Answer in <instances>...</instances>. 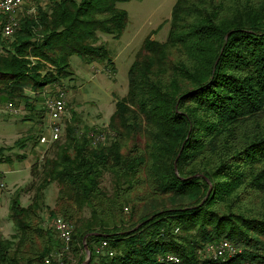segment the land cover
<instances>
[{
	"label": "trees",
	"instance_id": "16d2710c",
	"mask_svg": "<svg viewBox=\"0 0 264 264\" xmlns=\"http://www.w3.org/2000/svg\"><path fill=\"white\" fill-rule=\"evenodd\" d=\"M127 1L29 0L10 36L5 15L0 101L28 105L27 91L71 79V56L111 63L98 34L120 37ZM127 76L103 142L66 126L30 167L34 193L9 202L0 264H85V250L87 264H264V0H176L166 40L145 38ZM55 218L72 225L64 253ZM224 240L233 258L203 256Z\"/></svg>",
	"mask_w": 264,
	"mask_h": 264
},
{
	"label": "rangeland",
	"instance_id": "374dc122",
	"mask_svg": "<svg viewBox=\"0 0 264 264\" xmlns=\"http://www.w3.org/2000/svg\"><path fill=\"white\" fill-rule=\"evenodd\" d=\"M175 1L129 0L119 3L118 8L124 10L128 17L120 37L113 38L109 35L98 34V44L105 46L111 63L104 61L89 65L78 56H71L69 59L70 71L73 73L71 79L61 80L57 84L46 86L43 90L34 93L27 91L28 105L24 100L20 102L0 101V148L2 149L0 175H3L7 168L10 169L7 176H0L2 177L0 182L4 186L0 190L1 194H4L0 199V206L3 211L5 210L6 215L9 196L10 200L16 194L22 197L20 200L22 206L29 205L33 196L34 190L27 188L31 183L30 167L40 160L49 145V143L44 145L39 142L41 137L48 140L50 135L47 128L49 120L44 109L45 99L53 96L58 90L65 94L66 109L60 119L62 127L60 138L65 135L66 126L74 127L77 134L93 132L95 135L101 132L107 137L108 123L114 112L115 102L126 96L127 73L135 54L144 39L150 35L158 42L166 40ZM18 11L12 17L14 21L20 14ZM1 16L4 20L5 15ZM9 103L12 107H8ZM17 141L21 142L22 146H18ZM38 144L43 148L38 149ZM24 157H27V160H23ZM30 158L33 161L28 169L26 166L31 161ZM109 184V177L106 176L102 186L108 189ZM57 188L58 186L53 183L45 190L47 208L45 207L40 212L42 227H46L49 211L55 206ZM131 208L128 206V210L124 211L126 219ZM8 222L13 228L12 233L8 235L11 237L15 228L11 221ZM74 260L71 259L73 264L76 263Z\"/></svg>",
	"mask_w": 264,
	"mask_h": 264
},
{
	"label": "built area",
	"instance_id": "2783aa9c",
	"mask_svg": "<svg viewBox=\"0 0 264 264\" xmlns=\"http://www.w3.org/2000/svg\"><path fill=\"white\" fill-rule=\"evenodd\" d=\"M29 0H0V16L6 15L8 17L2 26V33L4 36H10L13 33L16 23L12 18L17 10ZM8 107H12V104L9 103ZM44 109L48 114V124L47 128L49 130V139L46 140L44 137L39 139L40 144H47L54 141H57L60 138L62 127L60 125V119L65 112V94L63 91H57L53 96H49L44 101ZM93 144L98 142H103L105 136L94 135L91 133L89 135ZM3 187L0 184V188ZM51 226L54 229L59 241H60V251L67 252L69 250V244L71 241L72 235V225L62 218H55L51 222ZM107 247V242H102L99 247L96 248V254H100L102 249ZM236 249L228 241H220L218 243H209L204 245L202 249V254L204 257H208L215 260H227L235 256ZM109 256H112V252L108 253ZM167 262L178 263L179 259L174 255H167L165 257ZM45 264H48V261H45ZM96 264V263H94ZM239 264H257L256 262H251L247 260L241 261Z\"/></svg>",
	"mask_w": 264,
	"mask_h": 264
},
{
	"label": "crops",
	"instance_id": "0c3cea01",
	"mask_svg": "<svg viewBox=\"0 0 264 264\" xmlns=\"http://www.w3.org/2000/svg\"><path fill=\"white\" fill-rule=\"evenodd\" d=\"M1 20H2V17L0 18ZM1 20H0V22H1ZM151 39L153 40V38L151 37ZM91 64H93V63H91ZM90 65V64H89ZM57 92V91H56ZM47 113V112H46ZM47 117H48V114H47ZM38 149L39 148H43V146L42 145H39L38 144ZM27 157H24V159L23 160H27L26 159ZM29 160H31L30 162H28V164H27V166L26 167H28V169H29V167H30V165L32 164V158H30ZM8 172H10V169L9 168H7L6 170H5V173H3V175H0V176H7V174H8ZM2 177H0V179H1ZM0 184H1V182H0ZM3 188H4V186H3ZM3 188H0V190H2ZM13 193V192H12ZM12 193H10V194H12ZM3 195L4 194H1V191H0V199L3 197ZM26 197V196H25ZM22 199V197L20 198V200ZM9 202H10V196H9V198H8V203H7V205H9ZM27 205V204H26ZM26 205H24V206H26ZM8 207L9 206H7V215H6V212H5V210L3 211V208L1 209V206H0V234L3 236V237H5V238H7V237H9L8 235H10L11 233H12V230H13V228L11 227V225H10V223L8 222V221H10V220H8ZM11 231V232H10Z\"/></svg>",
	"mask_w": 264,
	"mask_h": 264
},
{
	"label": "water",
	"instance_id": "95a60500",
	"mask_svg": "<svg viewBox=\"0 0 264 264\" xmlns=\"http://www.w3.org/2000/svg\"><path fill=\"white\" fill-rule=\"evenodd\" d=\"M88 260H89V253L87 252V258H86L85 264H87Z\"/></svg>",
	"mask_w": 264,
	"mask_h": 264
},
{
	"label": "bare ground",
	"instance_id": "6f19581e",
	"mask_svg": "<svg viewBox=\"0 0 264 264\" xmlns=\"http://www.w3.org/2000/svg\"><path fill=\"white\" fill-rule=\"evenodd\" d=\"M59 91V90H58ZM66 109V108H65Z\"/></svg>",
	"mask_w": 264,
	"mask_h": 264
}]
</instances>
